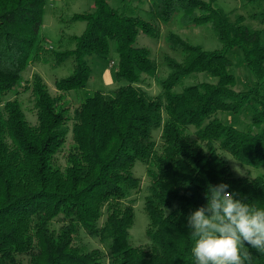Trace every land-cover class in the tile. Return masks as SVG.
<instances>
[{
	"label": "trees",
	"instance_id": "obj_1",
	"mask_svg": "<svg viewBox=\"0 0 264 264\" xmlns=\"http://www.w3.org/2000/svg\"><path fill=\"white\" fill-rule=\"evenodd\" d=\"M47 1L0 0V264H104L99 249L80 252L73 247L80 229L109 246L108 264H195L187 217L206 206L209 185L227 183L237 199L264 208L263 31L250 30L241 16L231 22L217 0H148L152 21L120 13L108 0H91V12L71 18L85 23L83 32L71 38L73 49L53 55L57 64L72 59L73 69L54 82L52 95L39 74L30 82L23 77L41 61ZM242 1L251 5L261 0ZM175 17L182 28L207 25L220 48L205 51L166 33V46L181 60L163 55L168 73L155 78L160 92L151 96L140 83L142 75L156 73L157 62L136 40L139 35L158 40L159 26ZM250 17L264 26V7ZM113 50V78L119 87L86 96L70 117L63 103L66 94L84 89L93 58L107 62ZM234 51L254 78L244 91L234 90L229 58ZM193 74H207L216 83L174 91ZM28 91L36 111L34 126L17 100L4 101L8 94ZM244 112L250 113L247 131L216 117ZM189 127L195 128L194 140L186 134ZM159 129L163 145L157 154L152 133ZM69 131L61 171L53 167V158ZM216 147L263 173L253 180L234 178ZM136 162L153 167L147 170L144 203L147 248L130 245L134 213L124 204L139 185L132 173ZM55 221L61 222L58 231L51 229ZM248 251L252 264H264V254L250 246Z\"/></svg>",
	"mask_w": 264,
	"mask_h": 264
},
{
	"label": "rangeland",
	"instance_id": "obj_2",
	"mask_svg": "<svg viewBox=\"0 0 264 264\" xmlns=\"http://www.w3.org/2000/svg\"><path fill=\"white\" fill-rule=\"evenodd\" d=\"M207 1V0H203ZM109 4L118 10L120 13L140 16L144 20L152 21L149 13L148 0H108ZM217 7L223 9L229 15L231 22L241 16L244 18V25H246L252 31L262 30L264 33V26L259 23L258 20L252 19L250 16L257 9L256 7H249L239 3L238 0H217ZM258 11L259 8L257 9ZM92 11L91 0H48L43 14V52L41 54V61L32 64L24 73V81L30 82L33 74H39L45 84L48 87L49 92L54 95V82L58 79L65 78L71 74L73 69V60L67 59L57 64L54 60V54L57 52H63L73 49L74 45L71 41L72 37L79 36L84 28V22H74V14L86 13ZM159 25V24H158ZM160 27V38L154 40L143 35H139L136 40V44L139 47H144L150 50L152 57L157 62V71L153 75H142V82L140 87L151 96H156L160 92V87L155 81L156 77H165L168 73L167 69L163 65V55L172 57L177 61L181 60V57L176 52L170 50L163 37L166 33H174L181 37L183 40L191 45L199 46L205 51H213L220 48L219 42L213 36L207 25H199L196 28H182L178 23V17H175L168 25ZM114 49V44H112ZM232 62L231 73L235 78L234 90L244 91L252 84H254V78L249 73L248 69L242 63L241 54L238 51H234L229 56ZM97 60L92 64V74L84 89L77 92H71L66 94L63 103L68 109V115L71 117L73 110L84 100L86 96H91L95 91H109L119 87V83L115 82L113 74L116 69L117 56L115 51H111L110 58L107 62ZM93 63V62H92ZM95 66V68H94ZM105 73V79L99 76V73ZM212 83L215 84L216 80L209 77L207 74H193L183 80L181 86H177L174 91L180 92L183 87L194 85L198 83ZM124 83V82H122ZM17 100L21 109L25 115L26 121L31 125H36V111L33 107V100L31 93L23 92L18 96L8 94L4 97V101ZM1 109V107H0ZM165 118V115H163ZM216 117L227 125H232L239 130L247 131L251 129L250 125V113L244 112L241 115L235 116L230 113H217ZM67 129H71V122L67 124ZM195 128L189 127L186 134L190 140H194ZM152 139L155 142L156 153L162 152L163 141L161 139V131L156 130L152 133ZM71 140L70 131L67 133L65 144L55 154L53 158V167L63 171L66 167V154L69 149V143ZM216 153L221 158L227 160L228 166L232 172V175L236 179H248L253 180L263 173L262 169H252L241 165L238 161L233 159L228 153L218 150L216 147ZM153 169L150 165H145L141 162H136L132 173L138 178L139 185L135 190H131L128 197L124 200V204L131 206L134 213V221L131 229L129 230V243L132 247L147 248L150 244L146 234V230L149 224L148 216L144 209L145 198L149 194L148 186L150 185V179L147 175V170ZM105 220V215L100 219L98 225L101 226ZM61 226L60 221H55L51 229L58 231ZM72 245L80 252H89L94 249H99L104 257V264L109 262L108 245H102L99 240L89 238L85 232L80 229L73 239ZM247 246V245H246ZM249 247V246H248Z\"/></svg>",
	"mask_w": 264,
	"mask_h": 264
},
{
	"label": "clouds",
	"instance_id": "obj_3",
	"mask_svg": "<svg viewBox=\"0 0 264 264\" xmlns=\"http://www.w3.org/2000/svg\"><path fill=\"white\" fill-rule=\"evenodd\" d=\"M229 187L209 185L206 206L187 217L195 264H252L248 246L264 254V208L237 199Z\"/></svg>",
	"mask_w": 264,
	"mask_h": 264
},
{
	"label": "crops",
	"instance_id": "obj_4",
	"mask_svg": "<svg viewBox=\"0 0 264 264\" xmlns=\"http://www.w3.org/2000/svg\"><path fill=\"white\" fill-rule=\"evenodd\" d=\"M239 1V3H241V4H243V5H247V4H245L242 0H238ZM249 7L251 6H253V7H256L257 9L259 8V10L261 9V8H263L264 7V0H261V1H259V2H257V3H254V4H251V5H248ZM255 10V12L254 13H256V12H258V10ZM253 13V14H254ZM245 22V21H244ZM95 61H97V60H93V64H94V62ZM94 68H95V66H94ZM97 77H100V80H101V77H102V80H103V78L105 79V73L104 72H102L101 74L99 73V76H97Z\"/></svg>",
	"mask_w": 264,
	"mask_h": 264
}]
</instances>
